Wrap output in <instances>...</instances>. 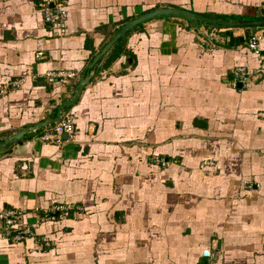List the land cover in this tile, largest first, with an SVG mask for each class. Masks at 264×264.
<instances>
[{
    "label": "crops",
    "instance_id": "obj_1",
    "mask_svg": "<svg viewBox=\"0 0 264 264\" xmlns=\"http://www.w3.org/2000/svg\"><path fill=\"white\" fill-rule=\"evenodd\" d=\"M38 1L0 0V210L37 224L15 242L0 220V264H208L204 250L210 264H264V57L247 43L229 48L197 20L149 21L92 67L66 110L77 134L45 139L124 18L169 7L255 20L264 0H66L64 38L50 35ZM237 65L253 72L247 86L232 83ZM65 69L74 83L48 78Z\"/></svg>",
    "mask_w": 264,
    "mask_h": 264
},
{
    "label": "rangeland",
    "instance_id": "obj_2",
    "mask_svg": "<svg viewBox=\"0 0 264 264\" xmlns=\"http://www.w3.org/2000/svg\"><path fill=\"white\" fill-rule=\"evenodd\" d=\"M41 2H42V0H39L38 1V5H39V11L41 12V14H42V17H43V20H44V22H46L47 24H49V32H50V35L52 36V37H54V38H64L67 34H68V19H69V7L67 6L68 5V3H67V1L66 0H57V4L60 6V7H58L59 8V10L60 11H64V12H66L67 13V16H66V18L64 19V23H65V27H64V30L63 31H58L57 30V28H55V26L53 25V23H51L50 21H49V19L47 20L46 18H47V16H46V14H44L43 13V11H42V9H41ZM160 8H162V7H160ZM153 9H157V7H155V8H151V9H149V10H146V11H144V12H139V13H141V14H143V13H145V12H148V11H150V10H153ZM184 9V8H183ZM135 14V15H132L131 17H126V18H124L122 21H121V24H118V26L117 27H115V30H116V28H117V31L115 32V34L123 27V26H125L129 21H131V20H133V19H135L136 17H138L139 15H141V14ZM195 13H197V12H195ZM198 14H200V13H198ZM206 16H208V15H206ZM208 17H213V16H208ZM159 18H161V17H159ZM159 18H153V19H150V20H147V21H145L143 24H145V23H147V22H149V21H152V20H157V19H159ZM162 18H164V17H162ZM213 18H221V17H213ZM179 19V18H178ZM223 19V18H222ZM225 19V18H224ZM227 19H232V18H227ZM235 19H237V18H235ZM180 20V19H179ZM237 20H251V19H237ZM256 20V19H255ZM181 21H184V22H190V21H187V20H184V19H181ZM196 21V20H195ZM198 21V20H197ZM198 22H200L201 24H208V23H206V22H203V21H198ZM138 26V25H137ZM137 26H135L133 29H131L130 31H131V33L130 34H128L126 37L128 38L134 31H136V30H138L136 27ZM209 27H212V29L213 28H215V29H220V31H222L221 33H220V35L223 37V38H225V45H227L229 48H234V47H238V46H240V45H243V44H245V43H247V46H248V48L256 55V56H259L258 55V50L260 51V54H261V56H263L264 57V54L262 53V51H263V49H262V47H261V44H262V41L264 40V27H258L257 28V30H256V32H254L253 34H252V36L249 38V39H246L242 44H240V45H238V46H229L228 45V43H229V36L228 35H226V33L229 31V32H233L234 34H235V32H236V30L237 29H243V28H239V27H236V28H226V27H222L221 25H214L213 24V26H210L209 25ZM221 28H223V29H221ZM215 29H213V30H215ZM129 32V31H128ZM128 32H126L125 33V35L128 33ZM215 32V31H214ZM212 33L213 32H209L208 31V34L207 35H212ZM114 34V35H115ZM243 34H244V29H243ZM242 34V35H243ZM113 35V36H114ZM241 35V36H242ZM113 36H112V38H113ZM124 36V35H123ZM197 37L198 36H200V38H203V36H201L199 33L196 35ZM235 36V35H234ZM257 37V38H254V37ZM235 37H239V36H235ZM109 38V36H107L106 37V40L109 42L111 39H108ZM211 41V43L214 45L213 47H214V49H215V47H216V42H217V40H210ZM219 41V40H218ZM108 42H106V44L108 43ZM205 43L207 44V46L208 47H210L209 46V42H208V40L207 41H205ZM254 45V46H253ZM105 47V46H104ZM103 47V48H104ZM113 47V46H112ZM111 47V48H112ZM256 47V48H255ZM102 48V49H103ZM101 49V50H102ZM101 50H99V52H97V54H99L100 53V51ZM108 52V51H107ZM106 52V53H107ZM105 53V54H106ZM96 54V55H97ZM104 54V55H105ZM95 55V56H96ZM103 55V56H104ZM95 56H94V58H95ZM103 56L97 61V63L98 62H100L101 60H102V58H103ZM93 58V59H94ZM264 62V61H263ZM96 63V64H97ZM95 64V65H96ZM94 65V66H95ZM93 66V67H94ZM238 66H244V67H246V68H248V69H250L251 70V68L249 67V66H246V65H237V66H235L233 69H232V71H233V77H234V80H232V83H233V85H234V87H235V85L237 84V85H239V84H241V86L243 85V86H247L248 84H249V82H245V83H237L236 81H235V75H234V72H236V70H237V68H239ZM94 74H95V72H94ZM94 74L92 73V71H90V73L89 74H87V75H83L82 76V78L81 79H83V78H86L87 76H90V81L89 82H92L93 80H95V77H94ZM48 78L52 81V82H54V84L56 85V84H70L71 82L72 83H74V80L76 79V77H77V73L76 72H74V71H72V70H59V71H52V72H49L48 74ZM80 79V80H81ZM93 79V80H92ZM24 80H25V75L22 77V78H16V80L14 79L10 84H8V85H11V86H16V88H19V86L24 82ZM79 80V81H80ZM79 81L77 82V83H79ZM249 81H250V79H249ZM76 83V82H75ZM77 83H76V86H77ZM73 86H74V84H73ZM87 86V85H86ZM76 88V87H75ZM74 91H75V89H74ZM4 93H6V90H4V88L1 86L0 87V95H3ZM73 95H74V92H73V94H72V96H71V98H73ZM71 98H68L67 100H69V99H71ZM66 101V100H65ZM64 101V102H65ZM79 101V100H78ZM77 101V102H78ZM63 102V103H64ZM77 102L75 103V104H77ZM63 103H61L60 105H59V107H61V105L63 104ZM75 104H73V105H71V106H63L61 109H60V111H61V113H60V117L58 118V121L55 123V125H54V131H53V133L52 134H77V124H76V119L74 118V116H73V114L70 112V113H68L66 110H68V109H70V108H72L73 106H75ZM65 110V111H64ZM58 111H59V109H58ZM58 111H57V113H58ZM64 120H67V122H69L70 123V125H71V131H68V130H66V128H69V126H68V124L67 123H64V124H60L62 121H64ZM59 122V123H58ZM57 124H59V126H60V128H61V133H58V131L57 132H55V128H56V125ZM36 126V125H35ZM33 127V131H36V129H38L37 127L38 126H36V127ZM32 130V129H31ZM75 136V135H74ZM167 157V156H166ZM165 156H162V155H154V156H152L151 157V162L153 163V164H155V165H157V166H160L161 168H167V166H169L170 164H171V161L168 159V158H166ZM171 159V158H170ZM172 160V159H171ZM173 162V161H172ZM207 165H211V163L209 162V161H207V160H204V161H202L201 162V168H204L205 170H206V166ZM246 182V181H245ZM248 185H249V190L250 191H252L253 192V188H252V185H250V181H248ZM5 210H7V208H5V209H1L0 211H5ZM8 210H10V209H8ZM15 210V209H14ZM62 216V214L60 215V217ZM24 217H25V214H24V212H23V219H24ZM0 220L1 221H3L1 218H0ZM28 224V223H27ZM29 225V224H28ZM4 227H5V231L4 232H6V226H5V224H4ZM29 227H30V231L32 232L31 234H29V235H27L25 238H32V237H34V235H33V230H34V228H36L37 226H33V225H29ZM5 236H10V238H12V240L13 241H15V242H20V241H16L15 239H13V235H11V234H6L5 233ZM25 238H23V239H25ZM210 251V250H209ZM205 250L203 251V253H202V255H203V257L205 258L204 260H205V262H208V264H210V263H212L214 260H215V258H216V256H215V254L214 253H212L211 251V255H209V256H207L205 253Z\"/></svg>",
    "mask_w": 264,
    "mask_h": 264
},
{
    "label": "water",
    "instance_id": "obj_3",
    "mask_svg": "<svg viewBox=\"0 0 264 264\" xmlns=\"http://www.w3.org/2000/svg\"><path fill=\"white\" fill-rule=\"evenodd\" d=\"M166 16H173L179 19H184L187 21H203L206 23H211V24H216V25H221L222 27L226 28H243L244 29V34L239 37H235L234 33L232 32H227L226 35L229 36V46H238L242 44L246 39H249L254 32H256L258 27H264V19H256V20H237L235 18L232 19H222V18H213V17H208L206 15L198 14L195 13L191 10L188 9H183V8H169V7H163V8H157L150 10L148 12H145L135 19L129 21L125 26H123L114 36L113 38L105 45V47L100 51L99 54L95 56L93 59L92 63L90 64V68H92L97 61L116 43V41L125 35L126 32L130 31L133 29L135 26L144 23L147 20L153 19V18H159V17H166ZM168 42L164 44V46H168ZM90 81V76H87L86 78H83L79 81L77 84L73 98L66 100L61 107H59V111L57 113L56 118L53 120V122H57L58 118L60 117V109L63 106H71L75 104L80 96L82 95V92L86 85ZM241 87V84L238 85ZM52 122H42L39 124V126H45L48 125ZM25 130H22L21 132L12 135L11 137L8 138L7 142L13 141V140H18L25 134Z\"/></svg>",
    "mask_w": 264,
    "mask_h": 264
},
{
    "label": "built area",
    "instance_id": "obj_4",
    "mask_svg": "<svg viewBox=\"0 0 264 264\" xmlns=\"http://www.w3.org/2000/svg\"><path fill=\"white\" fill-rule=\"evenodd\" d=\"M60 7L57 4V0H42L41 2V9L44 14L47 16V20L57 28L58 31H63L65 27L64 19L67 16V13L64 11H60ZM254 38H257L256 36ZM254 46V45H253ZM256 48V47H255ZM258 55L261 56L260 51L258 50ZM236 72H234L235 75V81L237 83H245L248 82L250 77L253 75V72L244 67V66H238ZM237 85V84H236ZM59 123V122H58ZM67 123L69 128H66V130L71 131V125L67 120L62 121L60 124ZM61 133V128L59 124L56 125L55 132ZM55 135H58V140L62 141L61 135L63 134H54L52 136H46L45 139H52ZM68 137L72 138L75 134H66ZM60 141V142H61ZM259 186V185H258ZM59 209H64V206H59ZM53 217L51 216H47ZM0 218L3 220L5 226H6V234L13 235V239L16 241H22L23 238H25L27 235L31 234L30 227L27 223H23V212L20 210H5L0 211ZM50 219V218H49ZM45 218H42L41 221H44ZM33 226H37V224H33ZM207 256L211 255L212 253L209 250H205L204 252Z\"/></svg>",
    "mask_w": 264,
    "mask_h": 264
},
{
    "label": "trees",
    "instance_id": "obj_5",
    "mask_svg": "<svg viewBox=\"0 0 264 264\" xmlns=\"http://www.w3.org/2000/svg\"><path fill=\"white\" fill-rule=\"evenodd\" d=\"M161 18H162V17H161ZM164 18H168V19H169V18H174V19L179 20L178 18L173 17V16H166V17H164ZM233 18H237V19H246V17L244 18V17H241V16H235V17L233 16ZM257 19H264V16L261 15L260 17H257ZM142 25H143V23L139 24L136 28L138 29V28L142 27ZM207 25L213 26V24H211V23H208ZM130 33H131V31H129L126 35H124V36L120 39V41L123 40V39H125L126 36H127L128 34H130ZM118 55H119V52H118L117 54L114 55L113 59H115ZM92 70H93V68H92V69H89V68L87 67V68L84 69L82 75H87V74H89L90 71H92ZM73 87L75 88V83H74V86H73ZM12 143H13V142H12ZM10 144H11V143H9V144H7V145L9 146ZM8 153H10V152H3V153L1 154V156H3V155H7Z\"/></svg>",
    "mask_w": 264,
    "mask_h": 264
}]
</instances>
